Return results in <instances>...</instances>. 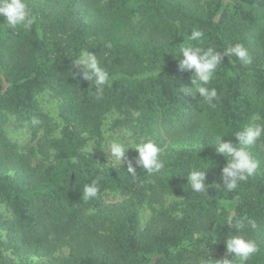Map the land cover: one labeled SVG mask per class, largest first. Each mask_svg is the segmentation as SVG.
I'll return each instance as SVG.
<instances>
[{
    "label": "trees",
    "instance_id": "obj_1",
    "mask_svg": "<svg viewBox=\"0 0 264 264\" xmlns=\"http://www.w3.org/2000/svg\"><path fill=\"white\" fill-rule=\"evenodd\" d=\"M25 3L35 18L31 30L8 28L0 17V201L11 214L0 245L20 258L1 259L0 264H28L23 256L47 257L62 245L69 247L68 261L43 264H199L208 249L217 253H208L213 260H231L234 254H226L223 240L237 230L225 223L229 214L233 222H256V229L246 225L241 234L259 248L247 264H264V140L249 147L259 167L234 192L209 188L208 194L195 193L186 179L200 160L212 164L206 183H220L226 161L211 147L215 135L226 133L224 139L238 145L231 134L253 114L264 118V0ZM193 30L204 33L194 44L222 51L241 43L252 60L243 65L235 57L224 58L210 84L218 94L215 107L180 92L181 85L192 87V73L179 72V57L171 53ZM84 49L94 52L109 74L110 83L99 97L94 84L71 69ZM158 68L160 76L147 75ZM44 90L60 97L65 127L54 145L55 164L40 169L13 152L2 127L6 113L37 122L41 113L33 97ZM111 108L118 112L115 125L128 123L124 117L136 113L132 129L144 132L161 151L179 144L190 149L161 157L165 169L156 176L139 168L131 175L126 164L96 168L91 156L79 151L84 136L100 137L102 118ZM92 180H98L100 195L120 192L122 202L83 199V186ZM168 191L186 201L185 217L159 212L141 229L140 205L156 202ZM196 235L205 241L201 247L194 245L200 242Z\"/></svg>",
    "mask_w": 264,
    "mask_h": 264
},
{
    "label": "clouds",
    "instance_id": "obj_2",
    "mask_svg": "<svg viewBox=\"0 0 264 264\" xmlns=\"http://www.w3.org/2000/svg\"><path fill=\"white\" fill-rule=\"evenodd\" d=\"M0 17H3L6 26L13 30L23 28L25 31H29L35 23V18L28 9L25 0H0ZM203 38L204 33L201 30H193L171 54L174 57H179L177 65L179 72L192 73L190 77L192 87L181 85L180 92L190 94L193 100L199 97V103L215 107L213 102L217 99L218 94L216 88L210 87V84L224 58L235 57L243 65L251 64L252 60L248 50L241 43L229 45L222 51H218L214 47L205 48L193 43L199 42ZM71 69L78 70L83 80L94 84L98 97L103 93L105 86L110 83L108 72L101 67L95 53L87 49L81 50L73 59ZM69 73L73 77L75 76L71 70ZM147 75L160 76V68L153 73H147ZM231 135L235 136L239 142L238 145H234L231 140H225L224 138L229 135L222 132L215 135L213 146H211L214 148L215 154L223 157L226 161L225 166L220 171L219 179L221 182L206 183L207 173L212 164L198 160L200 163L193 164L186 174L187 186H190L193 192L208 194L209 188L234 192L241 182L254 175L259 164L248 149L257 144L258 141L264 140V118L258 114H253L248 124L242 125L239 130ZM105 147L107 153L110 154L111 162L107 161L103 166L106 165L110 168L126 164L127 172L131 175H137L136 170L139 168L143 169L149 176L159 175L165 169V162L161 159V148L151 139L137 142L131 136L125 140H121L118 136H111ZM195 147L199 148L200 145L197 144ZM129 149H133L137 153L134 161L127 156ZM99 196L98 180L84 184L83 199L91 200L99 198ZM171 198L177 199L173 195ZM224 203L227 207L228 202ZM225 223L237 230V234L233 235L230 232L223 240L226 254H234L233 259L213 260L206 251V255L200 258L199 264H247L249 258L259 251L253 240L241 234L246 225L256 229L257 224L254 220L240 219L233 222L232 216L229 214ZM216 243L218 242L213 240L212 244Z\"/></svg>",
    "mask_w": 264,
    "mask_h": 264
},
{
    "label": "rangeland",
    "instance_id": "obj_3",
    "mask_svg": "<svg viewBox=\"0 0 264 264\" xmlns=\"http://www.w3.org/2000/svg\"><path fill=\"white\" fill-rule=\"evenodd\" d=\"M209 0H199L203 5ZM138 18L132 20L134 26L137 25ZM1 24L5 25V20H1ZM33 102L41 113V117L37 122L21 121L12 113H6V120L3 124V135L11 142L13 152L16 154H24L28 157V161L33 167L46 169L55 164L54 145L58 142L65 127V123L59 116V108L61 99L49 90H44L33 97ZM136 113L124 117L128 123L115 125L114 122L118 118V112L115 109H109L102 118L101 135L99 138L91 139L84 136L87 141L80 149V154L91 156L96 168H105L103 166L107 161L110 163V154L107 153L105 147L106 142L111 136H118L121 140L127 139L129 136L137 142L148 139L144 132L133 130L132 125L136 122ZM89 138V139H88ZM192 148H197L193 146ZM190 149L184 145H172L161 151V157H171L180 150ZM129 159L135 160L137 153L133 149L127 152ZM119 166V165H116ZM8 174V173H7ZM172 195L177 198H171ZM100 204H118L122 202L123 196L120 192H104L100 195ZM234 203V201L232 202ZM231 204L228 205V208ZM186 201L174 191L164 193L160 200L156 202H144L139 207L138 223L141 229L144 228L148 220L159 212H164L176 219H182L186 215ZM11 219V214L0 201V239L5 240L7 224ZM200 242H195L194 245H200L205 242L198 235L195 236ZM205 240L210 241L206 236ZM202 242V243H201ZM209 255L217 256L213 250H206ZM10 262L19 261L20 258L14 256L10 249H5L0 245V260ZM28 264H43L52 260H61L67 262L69 259V247L67 245L60 246L55 253L47 257H36L26 255L21 258Z\"/></svg>",
    "mask_w": 264,
    "mask_h": 264
}]
</instances>
